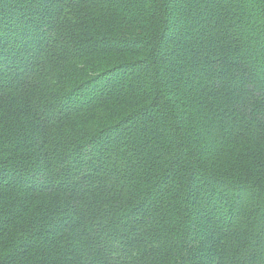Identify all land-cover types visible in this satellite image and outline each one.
Listing matches in <instances>:
<instances>
[{"label": "trees", "instance_id": "trees-1", "mask_svg": "<svg viewBox=\"0 0 264 264\" xmlns=\"http://www.w3.org/2000/svg\"><path fill=\"white\" fill-rule=\"evenodd\" d=\"M0 264H264V0H0Z\"/></svg>", "mask_w": 264, "mask_h": 264}]
</instances>
